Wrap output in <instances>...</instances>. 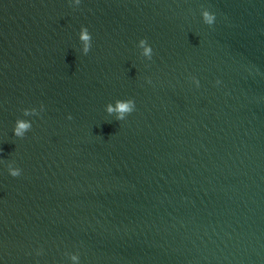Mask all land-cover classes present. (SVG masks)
<instances>
[{
  "label": "water",
  "instance_id": "95a60500",
  "mask_svg": "<svg viewBox=\"0 0 264 264\" xmlns=\"http://www.w3.org/2000/svg\"><path fill=\"white\" fill-rule=\"evenodd\" d=\"M141 41L0 0V264H264V149Z\"/></svg>",
  "mask_w": 264,
  "mask_h": 264
},
{
  "label": "clouds",
  "instance_id": "9594fccd",
  "mask_svg": "<svg viewBox=\"0 0 264 264\" xmlns=\"http://www.w3.org/2000/svg\"><path fill=\"white\" fill-rule=\"evenodd\" d=\"M205 17L209 21L211 20V17L208 16L207 13H205ZM82 35H83V29H82ZM141 44H143V41H141ZM144 51H145V53H147L149 51V49L147 47H145ZM131 110H132V101H130V100H128V101H117L115 108H113V106H111V105L108 106V111H116L120 117L123 116L124 112H128ZM27 126L28 125L26 122L18 123V126L14 129V131L17 134H21V130L26 128ZM11 171H12V175L17 174V170H11Z\"/></svg>",
  "mask_w": 264,
  "mask_h": 264
}]
</instances>
